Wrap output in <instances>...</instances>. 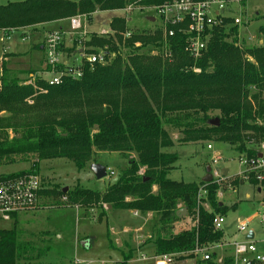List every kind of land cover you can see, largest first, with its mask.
I'll return each mask as SVG.
<instances>
[{
    "label": "trees",
    "instance_id": "trees-1",
    "mask_svg": "<svg viewBox=\"0 0 264 264\" xmlns=\"http://www.w3.org/2000/svg\"><path fill=\"white\" fill-rule=\"evenodd\" d=\"M174 1L179 0H25L0 6V32L22 31V37L47 34L51 24L63 28L76 16L91 20L97 13L109 14L113 34H93L81 48L89 54L104 49L114 55L105 65L86 64L82 79L66 80L61 86L51 87L39 78L35 83L38 90L9 79L4 64L0 112L9 116L0 118V163L10 166L32 160L33 165L30 171L1 178L38 175L41 162L56 159L67 160L82 171L96 151L134 152L136 158L106 191L77 187L62 193L72 203L82 202L84 208L107 203L115 210L152 214L162 232L172 230L181 221L177 212L186 209L187 217L198 221L197 225L169 238L159 235L153 243L157 256L185 255L197 246L206 248L222 242L224 232L215 231L213 221L228 212L225 205L221 206V189L216 183L169 178L179 161L177 154L166 152L176 145L170 131L179 132L180 144L221 143L249 157L257 156L255 148L264 142V45L242 46L240 27L232 18L211 31L198 60L185 52L186 37L178 30L164 50L160 29L133 31L132 37L125 39L131 30L129 18L116 13L127 14L133 4L145 10ZM238 1L244 5L248 0ZM259 32L264 37V27ZM78 47L76 42L66 52L76 53ZM31 100L33 106L27 103ZM215 120L219 125H210ZM142 170L144 174H140ZM249 184L264 191V182ZM239 185L236 179L232 189ZM202 187L207 195L199 203ZM127 196H132V201L126 202ZM44 251L31 243L20 244L17 225L0 230V264H35ZM215 260L213 255L211 261L196 264H217ZM223 264H233L232 257H225Z\"/></svg>",
    "mask_w": 264,
    "mask_h": 264
},
{
    "label": "rangeland",
    "instance_id": "rangeland-1",
    "mask_svg": "<svg viewBox=\"0 0 264 264\" xmlns=\"http://www.w3.org/2000/svg\"><path fill=\"white\" fill-rule=\"evenodd\" d=\"M22 1L25 0H0V6ZM225 13L242 23L239 26L243 34L239 38L242 46L262 45L260 41L264 42V37L259 31L260 27H264V0H248L244 5L234 2ZM116 15L126 17L127 14L116 13ZM129 15V20H131L129 26L132 31L154 32L159 28L157 23L148 21V17L154 15L150 10H135ZM107 17L103 13L93 15L92 21L88 19L86 22L87 31L89 33L109 31V27L105 26L104 22L112 18ZM21 32L11 33L9 39L0 33L1 59L5 52L16 53L31 50L33 46L38 45L39 38L42 40L45 34L38 32L29 35L28 39L23 41ZM250 39L252 41L248 42ZM36 55L38 58L42 57L39 50L37 53L33 52L31 57L35 58L34 63ZM78 56L77 54L75 57H69V62H73ZM27 57L29 56L25 55V59ZM1 72L0 67V76ZM27 103L30 106L34 105L32 100ZM7 116L9 114L0 112V118H7ZM18 120L21 121L22 118ZM170 132L176 145L166 152L177 154L179 161L175 164L169 178L174 181L197 183L207 175L209 166L212 167V174L214 169H228L233 177L225 176V180H221V184H218L221 189L219 192L223 194L220 198L218 196L219 201L228 209L224 232L226 230L227 234H232L233 239H244L250 231L254 230L257 235L256 246L264 253V191L259 194L255 187L245 181L241 174L244 168L240 164V155L229 145L221 143L180 144L178 142L181 137L179 132ZM209 145L213 146V150L208 149ZM135 158L136 154L130 151H96L93 161L82 171H79L73 163L63 159L40 163L38 176L44 191L38 198V205L30 211L21 212L19 221L16 223L20 232V244L31 243L45 250L35 264H159L157 260L159 256H155V259L149 258L150 255L143 258L145 253L138 252V250H149L155 255L156 249L153 243L159 235L169 238L188 227L195 226V222L184 215L172 230L162 232L161 225L157 223L158 218L152 214L148 216L141 215L137 211L115 210L107 203L84 208L81 205L82 202L72 203L69 201V196L63 194L64 189L68 188V193L77 187L104 192L116 183L122 171L128 169L130 161ZM214 158L219 159L218 165L213 164ZM97 163L108 170L109 175L102 180H98L91 171L92 164ZM32 165V160L10 166L0 163V176L30 171ZM110 171L114 175H111ZM140 174H144V170ZM236 179L240 180V185L233 190L232 184ZM58 192L61 193L56 194ZM153 192H157L156 187ZM125 201H132V196L125 197ZM62 210H65L66 214H58ZM77 210L80 211L78 214L80 219L77 217ZM241 220H244V224L247 225L244 232L238 231ZM112 226H117L115 234L111 231ZM13 227L14 224L11 221L0 219V230H9ZM140 228H142L141 231ZM124 229L130 231L123 232ZM87 236L90 238L89 248H83L78 241ZM132 256L134 259L128 262L126 259ZM180 257L182 260L176 257L172 264H196L201 260L191 253Z\"/></svg>",
    "mask_w": 264,
    "mask_h": 264
},
{
    "label": "built area",
    "instance_id": "built-area-1",
    "mask_svg": "<svg viewBox=\"0 0 264 264\" xmlns=\"http://www.w3.org/2000/svg\"><path fill=\"white\" fill-rule=\"evenodd\" d=\"M142 1L144 0H137V2ZM234 2L239 3L238 0H205L202 2L179 0L145 10L152 11L154 15L150 17L155 18L154 24L157 23L159 25L158 29L163 32L165 44L163 50L167 48L169 39L173 38L178 30L179 33L186 37L185 52L194 60H198L203 56L211 31L214 28L222 27L224 20L231 18L225 12ZM135 10L140 9H136L135 4L130 5L126 10V18H129V13ZM87 20L86 16H76L69 20L70 28L68 30L54 29L46 34L44 52L47 78L44 80L49 86H61L66 80H80L84 77L86 64L90 67L96 64L105 65L114 57V55L104 49L89 54L85 48H81L82 43L93 34L103 37L113 34L110 29L109 31L103 30L100 33H89L86 27ZM233 20L234 25L241 26L240 20ZM128 22L131 23V20L128 19ZM13 32L17 33L16 30L1 31L0 33L9 39V35ZM132 35L133 31L130 30L124 36L127 39L132 37ZM22 38L23 41H26L28 36ZM251 41L252 39H250ZM76 42L79 44L77 52L69 55L66 50L73 49ZM124 53L126 52L124 51ZM165 53L168 52L165 50ZM77 54L79 55L78 58H75L73 62H69L68 58L75 57ZM109 55L110 57L108 58ZM194 72L197 74L201 73L199 69H195ZM27 85L34 86L36 90L39 89L35 83ZM208 149L213 150V146L209 145ZM255 150L258 152L255 157H249L246 154L240 155V164L244 168L241 174L248 183L255 181L258 184H262L264 182V142L258 145ZM213 164L218 165L219 159L214 158ZM110 174L114 175L112 171H110ZM215 178L216 181H214ZM221 180H225L223 170L214 169L212 183L218 185L221 184ZM41 190V179L38 175L25 174L12 179H2L0 176V219L10 222L13 220V215L32 210L37 205ZM206 195L207 191L205 187H202L199 193V203ZM218 196L220 198L223 194L219 192ZM203 206L210 211L208 204L204 203ZM197 222H195V226ZM225 224L226 218L217 216L213 221L214 230L224 231ZM246 229L247 225L242 224L239 230L244 232ZM225 247L231 248L233 251L231 255L233 264H264V253L259 251L254 240L233 241L225 244L220 242L206 248L197 246L191 254L205 262L211 261L213 255H216V251L224 250ZM183 255H164L159 256L157 260L159 264H172L174 258ZM224 260L225 257L222 255H216L215 261L217 264H223Z\"/></svg>",
    "mask_w": 264,
    "mask_h": 264
},
{
    "label": "crops",
    "instance_id": "crops-1",
    "mask_svg": "<svg viewBox=\"0 0 264 264\" xmlns=\"http://www.w3.org/2000/svg\"><path fill=\"white\" fill-rule=\"evenodd\" d=\"M11 3H14V2H11ZM105 15L108 16V17H110V18H112L109 14H105ZM91 21H92V19H91ZM110 23H111V19H107V20H105L104 25L109 27ZM63 25H65V26L63 28H61V24L60 25L59 24H51V25H48L47 28L49 29V31H52L54 29H64V28H65V30H68L70 28L69 22H67L66 24H63ZM17 33H19V32H17ZM92 33H97V32L96 31H93ZM242 35L243 34H241V30H240V37ZM45 38H46V33L44 34L42 40L39 38L38 45L33 46V48L31 50H28L26 52H16V53H6L5 52L4 53V56L2 55V59L0 58L1 59L0 60V67H1V70H2V72H1L2 74L0 76V79L2 78V75H3V67H4V64H6V67H7V75L9 77V79H11V80L16 79V80H18L23 85H26V84H29V83H33L34 84V83H36L38 81L39 78L46 79L47 78V74H46V60H45V52H44V41H45ZM248 42H250V41L248 40ZM260 44L264 45V42L263 41H260ZM38 50L41 52L42 57H40L41 58L40 59L36 55V62H37V65H36V62L34 63L35 58L34 57L32 58L31 55L33 54V52H36L37 53ZM25 55H27L29 57H27V59H25ZM222 170H223V173L224 172L226 173V176L233 177V176L230 175V171L228 169L224 168ZM43 191L44 190H42L41 193ZM257 191H258L259 194L263 193L262 191H260V189H257ZM40 194H39V196H40ZM38 201H39V199H38ZM37 205H38V202H37ZM79 212L80 211L77 212L78 219H80V217L78 216ZM63 213L66 214L65 213V210L59 211L58 214H63ZM149 215H151V214H149ZM19 216H20V214H18L17 217L14 218L11 221L14 224V226L19 221ZM242 224H244V220H241V225ZM117 226H115V227L112 226L111 227V231H112L113 234L116 233L115 232L116 231L115 229L117 228ZM239 229H240V227H239ZM139 230L141 231L142 228H140ZM125 231H130V230L124 229L123 232H125ZM238 231H240V230H238ZM231 235L232 234H227V231L225 230V232H224V238H223V241L222 242L224 244L225 243H231L233 241L242 242V241H246V240H251V237L252 236H253V240L256 241V236H257L256 235V232L254 230L250 231L245 236L244 239H239V238L233 239L232 238L233 236H231ZM89 239L90 238L87 236L84 239H79L78 243H80V245L83 248H89ZM138 252H144L145 253V255H144L143 258H146V256H148V255H150L149 258H152V259L155 256L157 257L156 254L155 255L152 254V251H149V250L144 251V250H141L140 249V250H138ZM138 252H136V253H138ZM216 252H217V253H215L216 255H222L223 257L231 256L232 253H233L232 249L231 248H228V247H225L224 250H218ZM155 253H156V251H155ZM227 254H230V255H227ZM134 255H135V253H134ZM133 259H134V257L132 256V259L131 260H133ZM131 260H129V261H131Z\"/></svg>",
    "mask_w": 264,
    "mask_h": 264
},
{
    "label": "water",
    "instance_id": "water-1",
    "mask_svg": "<svg viewBox=\"0 0 264 264\" xmlns=\"http://www.w3.org/2000/svg\"><path fill=\"white\" fill-rule=\"evenodd\" d=\"M148 21H150L151 23L155 22V18H148ZM210 125L214 126V125H219V121L215 120V121H211ZM91 171L93 172V174L95 175V177L98 180H102L104 178H106L108 176V170L106 167L99 165V164H94L91 166ZM224 176H226V173H223ZM204 183L206 184H210L213 182V174H212V167H208L207 168V175L204 177V179L202 180ZM68 191V188L64 189L63 192L66 193ZM223 204H221L222 206ZM177 215L179 216V218L181 219L184 215H187V210L186 209H181L177 212ZM251 240H253V236L251 237Z\"/></svg>",
    "mask_w": 264,
    "mask_h": 264
}]
</instances>
